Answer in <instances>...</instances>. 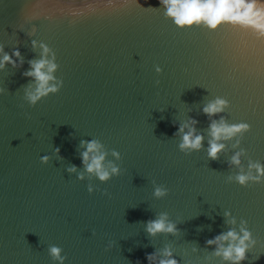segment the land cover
<instances>
[{"label":"water","instance_id":"water-1","mask_svg":"<svg viewBox=\"0 0 264 264\" xmlns=\"http://www.w3.org/2000/svg\"><path fill=\"white\" fill-rule=\"evenodd\" d=\"M139 3L0 0V46L11 54L18 45L25 58L22 69L0 71V264H60L51 246L64 264H148L146 254L166 245L181 264H225L206 247L228 230L225 211L247 220L257 240L243 264H264V184L227 182L240 171L229 165L239 149L227 141L209 160L202 112L209 100H228V121L251 125L244 169L249 158L264 164V39L231 26L180 29L159 0ZM33 40L55 52L63 81L35 106L25 97L33 81L22 74L40 58ZM189 117L205 142L187 155L176 133ZM93 139L119 176L102 182L84 170L81 141ZM154 185L169 195L156 199ZM161 212L182 235L146 233Z\"/></svg>","mask_w":264,"mask_h":264},{"label":"clouds","instance_id":"clouds-1","mask_svg":"<svg viewBox=\"0 0 264 264\" xmlns=\"http://www.w3.org/2000/svg\"><path fill=\"white\" fill-rule=\"evenodd\" d=\"M129 2L142 7L139 0H129ZM159 3L164 7L166 17L180 29L204 27L211 31H218L225 26H231L251 31L256 34L257 38L264 39V2L262 0H159ZM18 47L17 45V48L9 54L3 46H0V71H6L8 65L17 70L23 68L25 58ZM32 49L40 50V58L29 60L27 62L29 70L22 74L33 81L26 88L25 97L31 105L35 106L49 95L58 93L63 87V81L57 80L55 76L59 68L55 52L46 44L35 40L32 41ZM160 71L161 69L157 68V72ZM4 92L5 89L0 88V95ZM230 106L229 101L222 97H216L203 105L202 112L210 120L206 130L209 137L206 149L208 159L218 161L226 150L225 142L235 140L233 148L239 150L231 156L229 165L240 171L234 176L229 175L227 182L239 184L244 188L264 184V164L249 158L247 170L243 167L242 157H248L249 154L241 143L244 135L251 131V125L245 122L230 123L223 115ZM198 124L197 119L189 117L179 126L176 133L181 138L178 145L179 150L187 155L204 150L205 134L198 131ZM81 147L84 149L80 154L84 170L90 176L94 175L100 181L107 182L113 176L120 175V168L115 163L107 162V152L99 140L81 141ZM56 151L59 155L60 150ZM112 155L117 160L120 159L119 153L115 150ZM41 161L47 164L49 157H42ZM68 171L76 173L78 170L73 165ZM78 178L83 180L84 173L81 172ZM88 191L90 193L94 191L91 185ZM168 195L167 187L154 185L153 196L156 199H164ZM224 217L228 230L215 236L214 239H208L206 247L213 248L212 256L222 259L225 264H243L248 259V253L256 248L257 240L249 230L247 220L239 219L238 221L230 211H225ZM145 231L153 238L158 235H182L177 224L170 220L167 212H161L156 219L147 221ZM193 250L198 251V248ZM61 252L62 249L57 246L49 248L52 258L64 264L66 257H63ZM146 259L148 264H181V261L175 258L171 245H166L158 252L146 254Z\"/></svg>","mask_w":264,"mask_h":264}]
</instances>
